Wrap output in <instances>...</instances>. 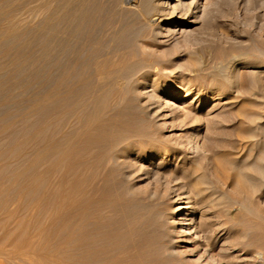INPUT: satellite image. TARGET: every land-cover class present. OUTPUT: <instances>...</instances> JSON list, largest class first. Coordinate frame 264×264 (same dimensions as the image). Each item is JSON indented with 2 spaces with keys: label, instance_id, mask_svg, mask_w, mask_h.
Returning <instances> with one entry per match:
<instances>
[{
  "label": "rangeland",
  "instance_id": "rangeland-1",
  "mask_svg": "<svg viewBox=\"0 0 264 264\" xmlns=\"http://www.w3.org/2000/svg\"><path fill=\"white\" fill-rule=\"evenodd\" d=\"M185 7L194 23H145L124 86L74 139L96 93L54 94V66L49 86L31 81L40 15L0 7V264H264V176L246 196L213 160L264 170V0ZM12 13L26 20L9 26ZM21 55L36 62L16 72ZM197 175L216 196L187 229L174 210ZM217 195L234 201L220 208Z\"/></svg>",
  "mask_w": 264,
  "mask_h": 264
},
{
  "label": "bare ground",
  "instance_id": "bare-ground-1",
  "mask_svg": "<svg viewBox=\"0 0 264 264\" xmlns=\"http://www.w3.org/2000/svg\"><path fill=\"white\" fill-rule=\"evenodd\" d=\"M187 1L189 2L185 3L184 0H131L130 7L124 9L122 6V0H0V7L9 8L11 10L18 11L21 14L40 15V20L38 23L39 33L34 36L32 35V42L39 46L42 62L36 63L31 69L29 68L31 71L28 74V78L31 81L36 77V74L40 72L44 76V78L41 76L42 79H44L42 80L44 82L41 87L49 86V70L52 66H54L56 72H58V75L56 76V79L53 83L54 94L59 95L63 89L66 90V93H71L72 90H78L83 86L89 92H91V95L96 93L90 104L88 103V107L85 109L88 110V113L86 114L83 123L79 127V130L73 129L71 132L70 138L74 139L79 135L86 134L90 126L93 125V119L97 123V118L95 117L100 119L101 114L99 113L104 107L107 96L112 93L111 91L116 89L120 90L122 86L120 85V78H122L124 70H129L126 68L131 66L132 61L134 60V53H136L134 52L135 47L133 46L134 49H132V44L130 45V43L131 41H134L139 32H141L143 29H146L145 23H149L150 26H155L165 21L177 22L182 19L184 22L181 25H187L195 22L196 16L190 11L189 8H186L185 6L187 4L189 7L193 5L195 6L197 0ZM15 14L16 13H12L10 16L4 18V22L9 26H20L22 23H24L26 17L17 16ZM145 42L146 41L142 43L143 48L148 47ZM142 52L144 53V51ZM65 53H67L68 58H66V61L63 60V62H60L58 56L62 54L66 56ZM16 55H14L15 58ZM30 62L32 63L36 61L31 56L22 57L21 55L19 63L16 66H14L13 63L12 66L15 67L14 70L16 72H24L29 66L27 65L26 68L25 64ZM24 76L25 74L23 76L21 75V78ZM23 80L25 81V79ZM94 81L96 82L95 84ZM134 83L137 84L136 82ZM23 84V86H25L24 82ZM14 85L15 83L13 86ZM20 85H22V83ZM31 86L32 85L29 87ZM127 89L128 93L130 94L132 92L136 93L139 91V89L137 91V87H129ZM75 94L73 93L74 96H76ZM136 94L138 95V93ZM66 97L68 98V95ZM42 101L43 100H41V102ZM129 101L128 104L130 103ZM126 108L129 107L127 106ZM114 110L118 113L121 112L122 108H120L118 105ZM122 111L126 112L124 109ZM83 113H81V116L84 115ZM221 157L223 156H220L219 158ZM213 160L214 163L219 166L218 168L221 173V177L223 176L225 178V172L223 169H226V166L232 171L233 178L230 177L231 175L228 176V178L230 177L231 179H234L233 186H235L240 192L245 193V195L249 193L250 189H252V187H250L252 184V177L257 175L259 178H261L264 176L263 168L258 165L252 166L250 162V164L239 165L236 162L224 158L220 160L218 159V162H216L217 160H215V158ZM253 164L255 163L253 162ZM200 184L201 177L199 175L194 177L192 180L189 179V183L187 185L188 190L178 197V199H185L186 201L177 205L176 209L174 210V213L177 216V220L174 222L175 224H177L178 221H185V223L181 225H187V229L191 228L194 225L193 213L197 211L199 207L198 205H205L210 200H212V202L214 201L216 195L214 198L212 197L213 199H211V196L214 194H211L212 192H205L203 185L201 186ZM198 186H201V188H198ZM255 188H257V186H255ZM218 194H220V192ZM220 195H217L218 197L216 198L218 199L217 205H219V207L223 204L232 205L234 199H225ZM242 197H244V195H242ZM244 200L246 201V199ZM243 202L244 201H242V203ZM188 211L191 212V214L188 218H186ZM219 223L222 222L220 221ZM232 225L233 224L225 227L224 230H226L227 234L231 232L233 227ZM218 228H220L219 225ZM232 238L233 237L230 235L231 241L229 240L228 242L225 240V243H230L232 245Z\"/></svg>",
  "mask_w": 264,
  "mask_h": 264
}]
</instances>
